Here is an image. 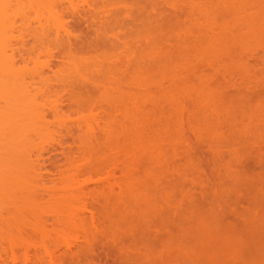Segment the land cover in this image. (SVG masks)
<instances>
[{
	"label": "rangeland",
	"instance_id": "rangeland-1",
	"mask_svg": "<svg viewBox=\"0 0 264 264\" xmlns=\"http://www.w3.org/2000/svg\"><path fill=\"white\" fill-rule=\"evenodd\" d=\"M9 2L15 4L7 11L8 19L17 7L20 19L10 20L13 30L6 55L10 63L14 59L22 78L3 80L9 79L16 96L30 94L37 104L26 94L24 107L29 111L28 103L35 105L30 109L36 108L45 117L42 122L48 123L42 128L37 122L43 132L47 126L42 135L36 125L35 132L42 136H32L35 126L24 128L25 121L22 128L16 125L8 132L32 136L24 143L39 154H32V161L26 158L40 166L36 174L27 171L31 176L26 174V181L12 173L11 180L6 177L7 184H15L12 190L22 195L15 201H26L22 190L26 196L32 191L42 196L35 200L38 208L34 201L29 206L33 210H28L23 202L15 204L18 208L2 203L5 194L0 193V261L264 264V0ZM20 98L25 102V96ZM89 110L94 117L90 121L85 119ZM140 111L145 119L133 123V130H141L139 134L136 130L137 137L130 126L122 125ZM81 120L87 125L80 131ZM94 124L110 125L108 134L98 137L99 142H87L94 133L89 128L97 131ZM125 128L133 140L123 144ZM81 137L89 139L77 143ZM117 137H122L121 143L117 141L123 144L121 151L113 146ZM107 143L112 145L106 147ZM41 145L50 153L40 156ZM15 156L7 154L2 162ZM97 161L103 162L95 166ZM5 165L9 171L14 168ZM73 186L90 190L78 195ZM109 186L123 192L113 197ZM99 187L103 193H94ZM57 205L68 213L88 206L89 213L74 224H61L48 213ZM21 206L25 221L14 213L18 209L21 214ZM67 244L75 249L64 256L56 253Z\"/></svg>",
	"mask_w": 264,
	"mask_h": 264
},
{
	"label": "bare ground",
	"instance_id": "bare-ground-1",
	"mask_svg": "<svg viewBox=\"0 0 264 264\" xmlns=\"http://www.w3.org/2000/svg\"><path fill=\"white\" fill-rule=\"evenodd\" d=\"M3 1L5 2V0H0V155L2 156V157H0V160L2 159V160L0 161V163H1V166H0V180H2V179L4 178V181H3V180H2V181L5 182V183H0V184H1V185H0V189H1V187H2V189L0 190V193H1L2 195H3V194H5V195L3 196V199H1V202L3 201L4 203L14 204V206H15V204L18 205L19 203H22V202H23V203H22L23 207H25V205H26V208H28L29 206H33V205L36 203L35 200H36V199L38 200V198H40V197L42 196V194H39L40 191H39V192H37V191L33 192V191H32V193H31L32 195H31V194H29V195L27 194V196H29V197H27V196H26V192H25V190H22L21 192H24V194H25V197H24V198H25L26 201H23V200H24V199H23L22 202H21V200H20V202H18V200L22 197V195L20 196L21 193L19 192V190H18V192H16V191H17L16 189H15L16 191H15V190H12V189L14 188L13 185H15V184L13 183V185H11V184H12V181H11V184H7L8 182H6V181H7L8 179L6 180V177H8L9 180H11V178H10L8 175H9L10 173H12V176H13V175H15L16 177L19 176V178H20V176H21V177L23 176L24 178L21 179V180H24V179L29 175L30 172H31V173H30L31 175L36 174V173L38 172V169L40 168V166H38V168H37V166L35 165V167H34V166H33V165H34L33 162H31L32 159H33L32 157L39 155V154H36V155H35V153H34V152L36 151V149H37L36 147L38 146V144H37V146L34 144L36 149L32 148V149L35 150V151L33 152V150H32V152H31V150H29V149L27 148V145H28V144H27V143H24V142H27L28 139H30L33 135H34V136H36V135H37V136H38V135H41V133L43 132V130L41 129V127L43 128L42 124L45 123V125H46V122H47V121L45 122V119H44V121L42 122V119L45 118V117H43V116H39V115L36 113L37 110H35V109H36L35 107H34L35 109H32V110L30 109V107L33 108V106H35V105L37 104V103L34 101L33 97H32V98L29 97L30 94L26 93L27 96H28L29 99H30L29 102L33 99L32 101H33L34 103H33L32 101H31V103H32V104H35V105H32L31 103H28V105L30 104L31 106L29 105L30 107H29V106L27 107V108H29V111H27L28 109H26L25 107L27 106V100H28V98L26 99L27 96H26V94H25V92H24L25 90L23 91L24 94H25V95H24V96H25V99H26L25 102L23 101V100H24V99H23L24 96H23V95H20V96H22V98H20V99H21V100L23 99L22 101H23L24 103L18 99V98L20 97L19 95L16 96V94H13V91L16 93V89L14 90V87L12 88L13 91L10 90V89H11L10 86H12V83H11V84L8 83V82H9V79L12 80V79L14 78V79L12 80V81H14V80L17 79V78H18V79H19V78H22V76L20 75L22 72L19 73V71L17 70V68H15L14 64H12V63H15V62H14V59L12 58L11 60H13V61H12V63H10L11 61L9 62V60L7 59V55H6L7 48L9 47V46H8V47L6 48V44H8L7 41H8V38H9V32H10L11 30H13V27H12V25H11L10 23L14 22V19H16V18L18 19L19 17L16 16V15H17L16 12H18V10H17L18 7L15 5V8L17 7V8H16V12H15V13L12 12V13L14 14L15 17L11 14L12 16H11V15L9 16V17H11V18L8 19V13H7V11L9 12L8 9L11 8L10 5L13 4V6H14L15 3H12V2L10 3L9 1H13V0H8V1L5 2V3H7V4L4 5L5 3H3ZM8 2H9V4H8ZM2 4H3L4 6H2ZM172 4L174 5V8H175V5H176V7L179 6V5L174 4V3H172ZM7 6H8V7H7ZM88 7H89V6H88ZM179 7H180V6H179ZM179 7H178V8H179ZM77 8H78V7H77ZM78 9H79V8H78ZM10 10H12V9H10ZM13 11H14V10H13ZM50 11H51V10H50ZM50 11H48V12H50ZM53 11L56 12L55 10H52L51 12H53ZM78 11H79V10H78ZM51 12H50V15L55 14L54 12L51 14ZM74 12H75V7H74ZM80 12H81V11H80ZM6 13H7V14H6ZM19 13H21V12L19 11ZM35 13H36V12H35ZM38 13H39V12H38ZM5 14H6V15H5ZM41 14H42V12H41ZM48 14H49V13H48ZM77 14H78V13H77ZM55 15L57 16V14H55ZM5 16H7V17H5ZM19 16H20V15H19ZM22 16H23V15H21V17H22ZM36 16H38V15H36ZM40 16H42V15H40ZM12 17H13V18H12ZM38 18H39V17H38ZM38 18H36V19H38ZM45 18H46V19H45ZM45 18H44L45 21L48 20L47 17H45ZM19 19H20V18H19ZM19 19H18V22H19ZM40 19H41V18H40ZM40 19H38V20H40ZM44 19H43L42 21H44ZM8 20H9V21L11 20L12 22H11V21L9 22ZM22 20H25L24 17L22 18ZM15 21H16V20H15ZM20 21H21V20H20ZM46 22H47V21H46ZM21 23H23V22H21ZM25 23H27V22H25ZM38 23H39V22H38ZM43 23H44V22H43ZM13 24H14V23H13ZM23 24H24V23H23ZM23 24H22V25H23ZM40 24H41V23H40ZM47 24H48V23H47ZM47 24H46V25H47ZM19 25H20V24H19ZM25 25H26V24H25ZM46 25H45V27H48V26H46ZM17 26H18V25H17ZM23 26H24V25H23ZM23 26H22V27H23ZM26 27H27V29L29 28L27 25L25 26V28H26ZM45 27H44V28H45ZM16 30H17V28H16ZM25 30H26V29H25ZM47 30L49 31V29H47ZM31 31H32V30H31ZM42 31H43V30H42ZM42 31H41V32H42ZM61 31H62L63 33L65 32V35H67V34H68V36L70 35L69 32L66 33L65 30H64V31L61 30ZM61 31H59L58 34H57V35L60 36V37L63 35V34L61 35V33H62ZM14 32H15V31H14ZM55 32H56V31H55ZM179 32H180V31H179ZM15 33H16V32H15ZM56 33H57V32H56ZM180 33H181V32H180ZM11 35H13L12 32H11ZM13 36H14V35H13ZM13 36H11V37H12V39L15 40V37H13ZM48 36H49V35H48ZM54 36H55V35H54ZM58 36H57V37H58ZM68 36H67V37H68ZM11 37H10V38H11ZM60 37H58V38H60ZM41 38H43V37H41ZM62 38H63V37H62ZM44 39H45V38H44ZM10 41H11V40H10ZM58 41H59V40H58ZM12 42H13V41H12ZM12 42H9V43L12 44ZM9 45H10V44H9ZM11 46L13 47V45H11ZM13 48H14V47H13ZM13 48H12V51H14ZM10 50H11V48H10ZM8 51H9V50H8ZM14 52H15V51H14ZM14 52H11V53L14 54ZM154 57H155V56H154ZM19 75H20V76H19ZM23 75H24V74H23ZM26 75H27V74H26ZM34 75H35V74H34ZM36 75H37V74H36ZM9 76H10V77L12 76V77L10 78ZM17 76H18V77H17ZM31 76H33V75H31ZM3 77H4V78H5V77H9V79L6 80L7 82L5 81V79L3 80ZM24 77H25V76H24ZM31 78H32V77H31ZM33 78L36 79L35 76H34ZM33 78H32V79H33ZM18 79H17V80H18ZM17 80H16V81H17ZM4 81H5V84H7V83L9 84L8 87H5V86L3 85V82H4ZM13 86H14V85H13ZM15 88H16V86H15ZM28 90H29L28 92L31 91L30 88H29ZM19 93H20V91H19ZM21 93H22V92H21ZM32 93H33V92H31V94H32ZM11 94H12V95H15L16 97H14V98H12V99H11V97L9 98V96H10ZM22 94H23V93H22ZM4 96H7L8 98H7V97H6V98H7L8 100H5V102L2 103V102H3L2 97H4ZM12 97H13V96H12ZM9 99H10V100H9ZM1 100H2V101H1ZM18 100H19V101H18ZM21 102H22V103H21ZM20 103H21V104H20ZM19 104L21 105V107L19 108L20 110L16 108ZM20 105H19V106H20ZM24 105H26V106L24 107ZM14 110H15V111H14ZM16 110H17V111H16ZM22 110H24V112H23ZM33 110H35V112H34ZM12 111H13V113H12ZM26 111H27V114L25 113ZM30 111H33V112H30ZM89 111H90V110H89ZM89 111L86 112L88 116H86L85 114H84V115H85V119H86V117H89V119L87 118V120L90 121V120H92L94 117L91 116V117H93V118L91 119V117H90L89 115H93V114H89V113H92L91 111H90V112H89ZM137 112H138V111H137ZM145 112H146V111H145ZM16 113H17V114H16ZM143 113H144V112L141 113V111H140V116H139V114L136 115L137 113H135L136 117H135V116H134V117H131V119H132V120L130 119L131 122H126V124H124V126L122 125V128H123V127H126L125 125H128V126H130V128H132V130H133V129H134L133 126L138 125V123H139L141 120H143L142 118L145 116V114H144L143 117H141V114H143ZM146 113H147V112H146ZM22 114L24 115V117H23ZM28 114H29V115H28ZM36 114H37L38 116H37ZM20 115H21V116H20ZM12 116H13L14 120H13ZM17 116H18V117H17ZM26 116H27V117H26ZM36 116H37V117H36ZM137 116H139V118H137ZM16 117H17V118H16ZM22 117H23V119H22ZM31 117H32V118H31ZM40 117H41V118H40ZM82 117H84V116L82 115ZM96 117H97V116H96ZM10 118H11V119H10ZM20 118H21V119H20ZM24 118H25V120H24ZM38 118H40L41 121L38 120ZM134 118H135V119H134ZM35 119H37L38 121H36ZM81 119H83V118H81ZM133 119H134V120H133ZM144 119H145V117H144ZM11 120H13V121H11ZM16 120H17V121H16ZM15 121H16V122H15ZM18 121H19V122H18ZM24 121H25V122H24ZM93 121H94V120H93ZM135 121H136L137 123H136ZM13 122H14V123H13ZM17 122H18V123H17ZM23 122H24V123H23ZM37 122H41V123H40L41 127H39L40 125H38ZM82 122H83V121L81 120L80 123L78 124L79 126L77 127L78 129H80V131L83 130V129L86 127V126L84 125V124H86V123H82ZM84 122H85V121H84ZM86 122H88V121H86ZM94 122H95V121H94ZM8 123L11 124V126H10ZM12 123H13V124H12ZM19 123H20V125H19ZM22 123H23V125H24V124L27 125V126H24V128H25V127H28V128H30V130H33V128H34V131H33V132L30 131V132H31L30 134H32L31 137H30L29 134L24 133V135L26 134V136H25L26 141H23V140H25V138L22 137V136H24L23 133H22V134L20 133V135L17 136V137L14 136L13 134H11L12 132H15V131H17V130L10 132V135H12V136H10L9 133H8L9 130L13 128V126H16V125H17V126H19V129H20V127L22 128V127H23V125H21ZM36 123H37V124H36ZM47 123H48V122H47ZM90 123H91V122H90ZM121 123H123V122H121ZM124 123H125V122H124ZM133 123H135V125H133ZM14 124H15V125H14ZM36 125L39 127V129H37V130H40V129H41L40 131H42L41 133H39V131H38L39 134H37V132H35V131H37L36 128H38ZM47 125H48V124H47ZM64 125H65V124H64ZM76 125H77V124H76ZM80 125H81V126H80ZM83 125H84V126H83ZM86 125H87V124H86ZM88 125H89V124H88ZM94 125H95V124H94ZM6 126H7V127H6ZM31 126H35V127L31 128ZM65 126H67V125H65ZM90 126H92V125H90ZM90 126H88V127H90ZM97 126H98V127L101 126V127L98 128ZM109 126H110V125H108V126H107V125H106V126L104 125V126H103V125H100V124H99V125L96 124L95 127H97V128H96L97 131H95V128H94L93 126L90 127L89 129L92 130V131H90V132H92V133L94 132V133H93L92 136L90 135L89 138L93 137V139L91 138L90 140H88V139H89L88 137H86L85 139L88 140L87 142H89V141H93V143L99 142V140H100V138H101L100 136H103V137H104L106 134H108V133H107V132H108L107 130L109 129ZM2 127H3V128H2ZM10 127H12V128H10ZM46 127H47V126H44V129H45L44 132H45V133L47 132ZM63 127H64V126H63ZM103 127H104L105 129H104ZM28 128H27V129H28ZM64 128H65V127H64ZM66 128H67V127H66ZM77 128H76V131H75V132H76V133H75L76 136L74 135L75 137H77L78 133H79V135H80V132H78L79 130H77ZM91 128H92V129H91ZM106 128H107V129H106ZM6 129H7V130H6ZM16 129H17V128H16ZM19 129H18V130H19ZM67 129H68V128H67ZM70 129H71V131H73L75 128H74V126H72ZM72 129H73V130H72ZM23 130H25V129H22V131H23ZM48 130H49V129H48ZM103 130H104L105 132H103ZM136 130H137L138 132H137ZM3 131H4V133H3ZM71 131H69V132H71ZM99 131H100V132H99ZM101 131H102V133H105V134L102 135ZM106 131H107V132H106ZM124 131H125V132H124ZM124 131L122 132V134L125 133V136H126V137H125L124 135H122V136H124V139H122V137H117V138L115 139V141H116L115 145L113 144V146H115V147L119 146V147H117V148H118L120 151H121V148L123 149V146H122L123 144H126L129 140H130V141L133 140V139L131 140V137H130V139H129L130 133L127 131L126 128L124 129ZM133 131H134V132H133L134 134H136L135 132H137L138 134H139V132H141V130H139V129H135V130H133ZM6 132H7V133H6ZM18 132H19V131H18ZM20 132H21V131H20ZM34 132H35V134H34ZM44 132L42 133V135H44ZM4 134H7V135L4 136ZM90 134H91V133H90ZM100 134H101V135H100ZM120 134H121V133H120ZM126 134H127V135H126ZM138 134H136V136H137ZM2 135H3V137H2ZM21 135H22V136H21ZM42 135H41V136H42ZM20 136H21L22 138H21ZM28 136H29V137H28ZM74 136H73V138H74ZM141 136H142V135H141ZM141 136H140V137H141ZM7 137H8L10 140H11V138L14 139V140L10 141L9 139H7ZM27 137H28V138H27ZM78 137H80V136H78ZM94 137H95L96 139H94ZM98 137H100V138H98ZM137 137H138V136H137ZM140 137H139V138H140ZM16 138L20 139L22 143H20V141H19L18 139L15 140ZM23 138H24V139H23ZM47 138H48V137H47ZM83 138H84V137H83ZM87 138H88V139H87ZM125 138H127V139H125ZM141 138H144V136L141 137ZM4 139H6V141L9 143V145H10V149H11V150H10V149L7 150V149L5 148L6 146L4 147V145H5V141H4ZM32 139H33V138H32ZM48 139H49V138H48ZM81 139H82V137H81ZM81 139H80V140L77 139L76 142L79 143L78 141H81L82 144L86 142V140L83 141L84 139H82V140H81ZM121 139H122V141H121ZM72 140H73V139H72ZM74 140H76V138H75ZM123 140H124V141H123ZM3 141H4V142H3ZM15 141H16V143H15ZM94 141H95V142H94ZM117 141H119V142L121 141V142H124V143L121 145V144H120L121 142H120V143L118 142V144H117ZM28 142H29V141H28ZM58 142H59V141H58ZM61 142H62V141H61ZM61 142H60V143H61ZM76 142H75V143H76ZM81 142H80V143H81ZM2 143H4V144H2ZM17 143H19V144H17ZM23 143H24V144H23ZM43 143H46V142H43ZM60 143H57V144H60ZM73 143H74V142H73ZM128 143H129V142H128ZM82 144H81V145H82ZM109 144L112 145V143H109ZM34 145H33V146H34ZM62 145H63V144H62ZM81 145H80V146H81ZM88 145H89V144H88ZM95 145H96V144H95ZM111 145H108V143H107L106 147H107V146H111ZM120 145H121V147H120ZM43 146H45V145H43ZM43 146L41 145L40 148L42 149ZM50 146L52 147V145H50ZM58 146H59V145H58ZM1 147H2V148H1ZM46 147H48V146H46ZM55 147H57V146H55ZM61 147L63 148V146H61ZM61 147H60V148H61ZM78 147H79V146H78ZM83 147L85 148V146L82 145V148H83ZM99 147H100V146H99ZM99 147H98V145H97V148H98V149H99ZM60 148H59L58 150H56L57 148H56V149L54 148L53 151L56 150V152H58L59 150L62 149V148H61V149H60ZM84 148H83V149H84ZM108 148H109V147H108ZM5 149H6V151H3V150H5ZM27 149H28V150H27ZM41 149H40V150H41ZM80 149H81V148H80ZM37 150H38V149H37ZM40 150L37 151V152H40V156H43L45 152L50 153V149H48V148H44V149H42L41 151H40ZM43 150H44V151H43ZM7 151H8V152H7ZM53 151H52V152H53ZM64 151H65V150H64ZM29 153H30V154H29ZM3 154H4V156H3ZM7 154H9L10 156H11V154H12V156L17 155V156H15L14 159L11 158L10 161H9V160L6 161L7 164H8V163H9L10 165L12 164L11 166L14 167V168L12 167V168H13V169H11L12 171H9V170H8V167L5 165L6 162H5V163L2 162V161H3V157H6ZM25 154H26V155H25ZM32 154H33L34 156H32ZM45 154H46V153H45ZM18 155H19L21 158L24 156L23 159L19 158ZM21 155H23V156H21ZM29 155H31V156H30L31 158H29ZM26 156H27V157H26ZM16 157H18V158H16ZM26 158H27L28 160L30 159L31 161H28ZM20 159H21V160H20ZM5 160H6V158L4 159V161H5ZM17 160H18V161H17ZM13 161H14V162H13ZM16 161H17L18 163H17ZM23 161H24L25 163H23ZM21 162H22V163H21ZM26 162L28 163V165H27ZM30 162H31L32 164H31ZM97 162H98V161H97ZM99 162H100V161H99ZM99 162H98L95 166H97L98 164H101L103 161H101V163H99ZM104 162H105V161H104ZM2 163H3L6 167H3L4 165H3ZM21 164H22V165H21ZM88 164H89V163H88ZM90 164H91V162H90ZM90 164L88 165L89 167H91ZM92 164H93V163H92ZM92 164H91V165H92ZM20 165H21V166H20ZM23 165H26L27 167H25V166H23ZM31 165H32V166H31ZM93 165H94V164H93ZM22 166H23V167H22ZM32 167H34V168H32ZM73 167H74V165H73ZM28 168H29V169H28ZM36 168H37V170H36ZM125 168H126V167H125ZM24 169H25V170H24ZM26 169H27V170H26ZM116 169H117L118 171H120V172H124L125 170H127V169H124V167H120V169L116 167ZM116 169L113 170V172H112L113 174H114V171H115V173L117 172ZM122 169H123L124 171H122ZM22 170H23V171H22ZM24 171H25V172H24ZM27 171H29V173H28ZM32 171H34V172H32ZM61 171H62V170H61ZM14 172H15V173H14ZM16 172H17V173H16ZM18 172H19L20 174H18ZM60 173H61V172H60ZM26 174H28V175H26ZM25 175H26V176H25ZM31 175H29V176H31ZM29 176H28V178H29ZM26 179H27V178H26ZM5 180H6V181H5ZM24 181H26V180H24ZM38 181H40V180H38ZM9 183H10V182H9ZM37 183H38V184H37ZM39 183H41V182H37V181H36V184H35V185H36V186H39V185H40ZM3 184H4V185L6 184V185L4 186ZM2 185H3V186H2ZM35 185H34V186H35ZM7 186H8V188H11V191H12L13 193H12V192H11V194H8V193H7V191H9V190L7 189ZM9 186H10V187H9ZM80 186H81V185H80ZM80 186H79V187H80ZM81 187H82V186H81ZM83 187H84V188H80V189L78 188L77 190H75L74 186H73V187H70V188L73 190V191L71 190L73 193L75 192V193H77V194H78V193L86 192L88 189L90 190V187H88V186H83ZM85 187H86V188H85ZM100 187H101V186H100ZM100 187H99V189H97V190L95 189L94 193H95V192H99V194H100V193H103V192H102L103 189L101 188V189H102V190H101ZM5 188H6V189H5ZM104 188H105V187H104ZM108 188H109V191H108V192H109L110 194H112V196H113V194L116 195L115 193L118 194V193H122V192H123L122 189H121V187H118V188H117V187H115V186H109ZM4 189H5V190H4ZM2 190H3V192H2ZM69 190H70V189H69ZM117 190H119L120 192H119V191L117 192ZM48 191H49V190H47V193H50V192H48ZM64 191H66V190H64ZM51 192H52V191H51ZM104 192H105V190H104ZM64 193H65V192H63V194H64ZM69 193H70V192H69ZM73 193H70V196H71V194H73ZM75 193H74V194H75ZM86 193H87V192H86ZM24 194H23V196H24ZM52 194H53V193H52ZM52 194L50 193L49 195H52ZM63 194H61V195H63ZM74 194H73V196H77V194H76V195H74ZM6 195H7V196H6ZM38 195H39V196H38ZM40 195H41V196H40ZM47 195H48V194H47ZM78 195H79V194H78ZM18 196H19V197H18ZM112 196H111V197H112ZM4 197H5V198H4ZM59 197H61V196H59ZM113 197H114V196H113ZM26 198H27V199H26ZM55 198H56V200L54 199V202H55V201H56V202H59V201H57V198H58V197H55ZM72 198H73V197H72ZM72 198H71V199H72ZM16 199H18V200L15 201ZM61 199H62V198H61ZM61 199H60V200H61ZM68 199H69V197H68ZM6 200H7L8 202H6ZM9 201H10V202H9ZM34 201H35V202H34ZM3 202H2V203H3ZM24 202H25V204H24ZM30 202H31V204H30ZM33 202H34V204H33ZM37 202H38V201H37ZM56 202H55V203H56ZM60 202H61V201H60ZM63 202H64V201H63ZM28 203H29L30 205H29ZM27 204H28V206H27ZM4 205H5V204H4ZM59 205H60V204H59ZM18 206H19V205H18ZM18 206H17V207L15 206V207L18 208ZM35 206H36V208H38V207H37V206H38L37 203L35 204ZM35 206H34V208H35ZM61 206H63V205H61ZM23 207H22V206H21V208L19 207V209H22V210H20V212L24 210ZM53 207H54V208H53ZM53 207H52L53 209H51V210L49 209V210H50V211L48 212V213H49V216H50V218H51L52 220H54L55 222H59V223H61V224H67V225H68V224H71V223L74 224V220H75V219L81 217L82 215L85 216L87 213H89V209H88V211H87V207H88V206H87V207H86V206H83V208H81L82 210H81L80 208H79V209H76L75 211H73V213H68V212L62 211L61 209H59V206H58V205H57V206H53ZM32 208H33V207H32ZM32 208L29 207L28 210H29V209H32ZM88 208H89V207H88ZM11 209L14 210L15 208H11ZM17 210H18V209H17ZM17 210L15 209V212H14L15 214L19 215V217H20L21 215H23L22 212H21V214H20L19 212H16ZM32 210H33V209H32ZM36 210H37V209H36ZM78 210H79V211H78ZM9 211H10V210H9ZM11 212H12V210H11ZM74 212H75V213H74ZM18 213H19V214H18ZM32 213H33V212H32ZM85 213H86V214H85ZM15 214H14V215H15ZM24 214H26V213H24ZM35 214H36V213H35ZM17 215H16V216H17ZM34 216H35V215H34ZM24 217H25V219L23 220ZM21 219H22L23 221L27 220L26 216H24V215H23V217L21 216ZM23 224H24V223H23ZM23 224H21V225H23ZM19 228H20V227H19ZM78 237H79L80 239L83 238L82 236H78ZM78 237H77V238H78ZM12 241H13V240H12ZM15 241H16V240H15ZM15 241H14V242H15ZM10 242H11V240H10ZM14 242H13V243H14ZM12 246H13V248H12ZM14 246H15V243L11 245V251H12L13 254H15V252H16ZM74 249H75V247H72L70 244H67L66 247H65V250H59V251H57L56 253H57V254H60V256H64L65 254H68L69 252H72ZM67 252H68V253H67ZM1 259H2V258H1ZM1 259H0V260H1ZM53 260H55V259L53 258ZM0 262L3 263L2 261H0ZM3 264H4V263H3ZM12 264H18V263H17L16 261H14Z\"/></svg>",
	"mask_w": 264,
	"mask_h": 264
}]
</instances>
